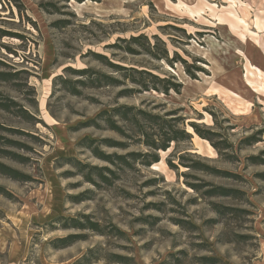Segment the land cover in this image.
<instances>
[{"label":"rangeland","instance_id":"1","mask_svg":"<svg viewBox=\"0 0 264 264\" xmlns=\"http://www.w3.org/2000/svg\"><path fill=\"white\" fill-rule=\"evenodd\" d=\"M84 1L19 0L17 7L0 0V25L22 37L0 40L4 69L21 70L14 80L19 86L0 83V89L39 120L0 110L1 124L31 134L3 133L29 146L5 147L29 157L25 163L0 160L30 180L0 174L11 195L0 193V264H79L87 253L88 264H121L114 262L117 256L127 264H264V32L252 26L256 16L264 24V0H223L195 10L197 0ZM140 34L151 42L158 35L169 57L177 53L187 61L192 76L179 61L169 65L126 53L118 39ZM95 52L174 76L181 91L118 97L121 87H83L76 96L53 80L72 79L67 67L113 73ZM126 104L160 115L176 111L170 117H182L191 136L171 142L149 167L133 163L119 170L110 186L64 176L74 168L60 158L104 164L78 146L84 137L128 142L126 150L102 147L107 153L148 151L104 126L85 124L101 110ZM197 163L227 175L195 169ZM217 187L231 192L211 194ZM87 189L89 199L71 200ZM79 214H90L103 233L79 232L84 239L54 248L52 240L76 232L54 219Z\"/></svg>","mask_w":264,"mask_h":264},{"label":"trees","instance_id":"2","mask_svg":"<svg viewBox=\"0 0 264 264\" xmlns=\"http://www.w3.org/2000/svg\"><path fill=\"white\" fill-rule=\"evenodd\" d=\"M16 1L17 7H20L19 0ZM94 1V0H93ZM96 1V0H95ZM18 3V4H17ZM66 21H56L55 25L64 24ZM18 38L22 39L20 34L14 32L10 29H5L0 25V40L3 38ZM153 41L144 35L140 34L138 36H131L128 39H118L124 44L123 50L130 55H139L144 53L154 60H162L169 65H172L173 62L179 61L184 65V71L187 75L192 76L189 65L185 59L181 58L177 53H175V59L169 57L167 48L164 45V42L154 34L152 37ZM143 41V42H142ZM2 46V45H1ZM0 46V47H1ZM112 47L117 46L116 43L111 45ZM5 48V47H2ZM5 50V49H4ZM95 60L99 63L106 66L111 72V74L102 73L98 70H92L90 68H81L80 70L72 69L67 67L65 72H68L70 78H64L61 75L56 76L53 80L62 85L65 91L70 94L80 96L82 95L81 90L83 87H115L121 89L118 91V97H126L135 93L157 91L162 92L165 95H169L170 91L180 93L181 83L175 80L174 76L159 75L156 72H152L148 68H136L134 66H123L118 63H114L111 60H108L107 56L104 54L95 52L91 53ZM5 63L0 58V83L9 84L11 82L15 83V86H19L14 80L18 78L21 70H6L4 69ZM197 70L199 67H197ZM33 104L34 99H33ZM0 110L13 113L15 116H18L23 121H34L39 122L38 119H35L34 115L26 108L23 107L19 102H17L13 97L5 94L0 89ZM176 111L165 112L163 115L153 114L144 109L137 108L133 105H116L112 109L101 110L97 115L86 121V126L93 127L95 129H101L103 126L108 130H113L119 135L123 136L126 139H131L133 143H138L145 146V149L148 151H135L129 150L124 154L117 152L107 153L102 150V147L107 148H119L126 150L128 142L125 141H116L111 138H100L98 140L89 139L84 137L79 143L78 146L81 149H87L91 152L92 156L97 160L102 161L103 165H87L78 161L74 157L70 158H60L68 165L74 168L73 171H67L64 173V176H78L85 183L91 184L93 187H100L101 185H112L115 178H117L118 171L123 169H130L134 167L133 163H138L144 166H151L154 163L159 161V152L166 151L169 149V144L171 142L184 141L189 138L191 134L188 130L183 128L184 119L182 117H170ZM191 130L196 133L198 136L204 137L203 133L198 130V127L194 123H190ZM4 132L8 133H19L24 135H31L25 133L20 129L15 127H7L0 123V144L4 148L0 147V157H6L10 160H16L20 163H25L29 157H25L19 153H16L14 150L6 149L5 147L12 148L14 147L26 149L29 148L28 145L20 143L18 141L8 139L4 136ZM3 140V141H1ZM253 140V137L248 138L247 141ZM3 142V143H1ZM200 164L193 166L195 169H204L210 170L213 173L225 174L218 169H211L205 165L198 166ZM87 171L84 172V170ZM0 174L6 176L10 179H15L18 181L27 182L30 180L29 175L24 174L16 168L10 167L0 160ZM192 187H196L192 185ZM88 192L90 190H85V192L80 193L79 195L72 196V201L81 202L89 199ZM231 191L226 190L221 187L215 188L214 191H211V194H219L227 196ZM0 193L5 197H11L10 193L0 185ZM54 223L61 224V228L66 230H74L72 234H68L63 237L55 238L51 241V244L54 248L66 247L73 244L75 241L84 239V235L79 233L83 231H91L93 233L102 234L100 224L97 221H94L90 214H79L78 216L67 218L63 216H58L53 221ZM115 230L116 228L112 226ZM118 230V229H117ZM120 234V232L118 230ZM90 249L88 252H91ZM90 255L82 256L77 263H89ZM114 262L121 264H127L126 259L123 257L117 256L114 259Z\"/></svg>","mask_w":264,"mask_h":264},{"label":"crops","instance_id":"3","mask_svg":"<svg viewBox=\"0 0 264 264\" xmlns=\"http://www.w3.org/2000/svg\"><path fill=\"white\" fill-rule=\"evenodd\" d=\"M182 1V0H181ZM202 1H203V3H202ZM202 1H200V0H197L196 1V3H195V5H191V7H192V9L193 10H195V9H197V8H204V7H206L207 5H209V3H215L217 6H218V3H216V2H223V0H202ZM226 1V0H225ZM224 1V2H225ZM223 2V3H224ZM226 4H227V1L225 2ZM205 4H207V5H205ZM189 5V4H188ZM216 6V7H217ZM206 11H208V12H210V11H213V9L211 8V10L209 11V9H206ZM260 11H264V7L263 6H261L260 7ZM252 26H253V28H255L254 30H258L259 32L261 31V32H264V24H260L259 23V19H258V17L256 16L255 17V19L253 20V22H252ZM262 54L264 55V49H263V52H262ZM261 87H263L264 88V85H262L261 84Z\"/></svg>","mask_w":264,"mask_h":264},{"label":"bare ground","instance_id":"4","mask_svg":"<svg viewBox=\"0 0 264 264\" xmlns=\"http://www.w3.org/2000/svg\"><path fill=\"white\" fill-rule=\"evenodd\" d=\"M74 2V1H73ZM85 3H95V1L93 2V1H90V0H85L84 1ZM153 93H155V92H157V91H152ZM158 93V92H157ZM159 94H162V92L160 93L159 92ZM157 95V94H156ZM156 97V96H155ZM163 97V96H162Z\"/></svg>","mask_w":264,"mask_h":264}]
</instances>
